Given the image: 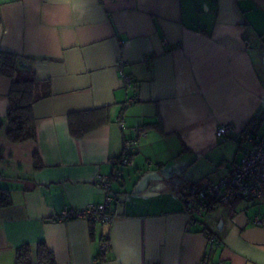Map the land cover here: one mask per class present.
I'll return each mask as SVG.
<instances>
[{"label": "crops", "instance_id": "1", "mask_svg": "<svg viewBox=\"0 0 264 264\" xmlns=\"http://www.w3.org/2000/svg\"><path fill=\"white\" fill-rule=\"evenodd\" d=\"M0 50L49 83L33 105L35 139L0 131L12 200L0 207V264L23 244L35 260L40 242L55 264H264V200L189 222L181 195L238 163L242 134L264 136V0H0ZM10 88L0 75L1 118ZM70 116L88 131L73 136ZM224 122L233 129L217 137ZM98 175L111 178L112 222L61 219L105 201Z\"/></svg>", "mask_w": 264, "mask_h": 264}, {"label": "built area", "instance_id": "2", "mask_svg": "<svg viewBox=\"0 0 264 264\" xmlns=\"http://www.w3.org/2000/svg\"><path fill=\"white\" fill-rule=\"evenodd\" d=\"M118 71L124 85L131 87L130 77L123 71L122 65H118ZM134 97L129 101L133 102ZM233 129V124L224 122L215 129L217 137L228 134ZM240 149L242 158L234 165H231L227 173L214 182H210L199 189L195 194L190 195L186 201L185 211L189 222L194 221L197 216H202L210 204L226 205L232 201L256 202L264 200V136L257 134L244 133L240 136ZM131 147L130 140L123 141V154L120 156V163L129 164V152ZM94 183L103 189L107 196L105 201L100 204H89L80 210H64L59 216L61 219L69 217H81L88 221L101 224H110L113 220L111 209L112 196L108 194L111 178L106 175H98ZM254 223H260L258 217ZM208 241L218 245L220 239L213 233H208ZM108 248V243H100V252ZM89 264H101L99 259L93 258Z\"/></svg>", "mask_w": 264, "mask_h": 264}, {"label": "trees", "instance_id": "3", "mask_svg": "<svg viewBox=\"0 0 264 264\" xmlns=\"http://www.w3.org/2000/svg\"><path fill=\"white\" fill-rule=\"evenodd\" d=\"M21 63L26 64L19 54L0 50V75L11 79V88L8 95L9 104L5 116L0 117V131L5 126V134L12 142H22L36 138L33 105L39 99L49 95V83L39 81L33 68L27 64L21 66ZM69 129L73 136L80 137L89 128L82 123L75 122V118L70 116ZM33 161L35 167H40L37 154H34ZM203 186L201 184H190L186 187L187 191L181 195L187 201L190 195L195 194ZM11 202L10 191L7 188L0 187V207L8 206ZM213 206L214 204L211 203L207 211L211 210ZM106 238L104 236L102 241L108 243ZM14 264H55V261L52 252L48 250L44 243L40 242L36 248L35 260L32 258L30 246L23 244L16 249Z\"/></svg>", "mask_w": 264, "mask_h": 264}, {"label": "water", "instance_id": "4", "mask_svg": "<svg viewBox=\"0 0 264 264\" xmlns=\"http://www.w3.org/2000/svg\"><path fill=\"white\" fill-rule=\"evenodd\" d=\"M21 66H26V64H24V63H21Z\"/></svg>", "mask_w": 264, "mask_h": 264}]
</instances>
